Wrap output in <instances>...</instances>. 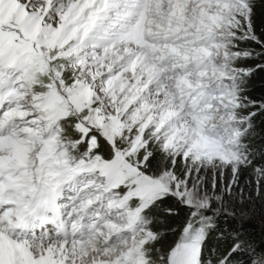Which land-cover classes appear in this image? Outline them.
Returning a JSON list of instances; mask_svg holds the SVG:
<instances>
[{"label":"snow or ice","instance_id":"obj_1","mask_svg":"<svg viewBox=\"0 0 264 264\" xmlns=\"http://www.w3.org/2000/svg\"><path fill=\"white\" fill-rule=\"evenodd\" d=\"M264 0H0V264H264Z\"/></svg>","mask_w":264,"mask_h":264},{"label":"trees","instance_id":"obj_2","mask_svg":"<svg viewBox=\"0 0 264 264\" xmlns=\"http://www.w3.org/2000/svg\"><path fill=\"white\" fill-rule=\"evenodd\" d=\"M253 92L257 95L264 93V73L257 74L250 85ZM254 212V220L246 225L248 231L254 234V238L259 243L261 240L260 222L262 215H264V208H262L259 202L254 205H250Z\"/></svg>","mask_w":264,"mask_h":264}]
</instances>
